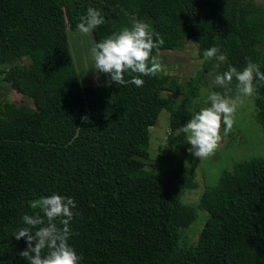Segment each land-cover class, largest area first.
Masks as SVG:
<instances>
[{"label":"trees","instance_id":"16d2710c","mask_svg":"<svg viewBox=\"0 0 264 264\" xmlns=\"http://www.w3.org/2000/svg\"><path fill=\"white\" fill-rule=\"evenodd\" d=\"M89 7L105 20L92 32L95 43L133 17L164 41L152 56L190 38L204 62L186 96L176 102L162 94L163 70L141 76L142 87L109 76L81 87L67 27L76 29ZM211 47L226 57L218 74L230 65L241 71L249 60L264 73V8L256 0H0V75L29 100H0V264H29L19 254L25 239L13 234L26 226L24 214L39 211L33 201L53 193L75 201L68 243L79 264H264V155L234 163L204 187V223L195 244L183 242L197 210L182 197L196 182L189 166L170 160L199 80L218 61L204 57ZM21 58L28 62L6 69ZM254 85L264 132V82ZM162 110L169 111L167 141L146 169L141 158Z\"/></svg>","mask_w":264,"mask_h":264},{"label":"clouds","instance_id":"9594fccd","mask_svg":"<svg viewBox=\"0 0 264 264\" xmlns=\"http://www.w3.org/2000/svg\"><path fill=\"white\" fill-rule=\"evenodd\" d=\"M104 23L101 11L89 7L86 15L80 17L77 29L82 35H91L94 29ZM130 24V27L123 28L119 33H112L102 42L95 43L90 55L95 71L108 74L111 82L121 85L132 83L142 87L144 80L141 76H155L163 70L159 60L151 53L164 41L162 38L154 40L149 25L135 17ZM203 55L206 59H226L216 47L208 48ZM126 73L132 76L130 81L125 80ZM233 79L238 82V92L250 97L256 91L254 81L264 82V73L249 60L241 71L230 65L223 74L216 75L214 82L227 88ZM208 100L210 106L194 112L191 119L180 128L191 145L188 151L198 159L215 154L222 139V124L225 133L232 130L234 114L242 102L239 95L233 99L218 92L211 93ZM31 207L39 211L35 215L24 214L22 221L26 226L13 234L16 240L24 238L27 244V248L19 253L20 256L29 264H79L81 257L68 243L73 235L70 222L74 215H78L74 212L75 201L53 193L33 201Z\"/></svg>","mask_w":264,"mask_h":264},{"label":"rangeland","instance_id":"374dc122","mask_svg":"<svg viewBox=\"0 0 264 264\" xmlns=\"http://www.w3.org/2000/svg\"><path fill=\"white\" fill-rule=\"evenodd\" d=\"M264 8V0H256ZM68 42L72 58L78 73L81 87L93 84H103L109 81L108 74L98 73L94 68V61L90 55V50L95 41L93 35H82L78 29L67 27ZM255 49L261 47V43L254 44ZM153 57H156L164 73L168 76L167 85L162 90L164 96L180 102L187 94L189 85L187 83L198 76L202 70L204 59L198 53L197 45L190 39L185 38L179 46L174 49L157 50ZM26 58H21L6 65V69L15 63H27ZM220 60L214 61L207 72L199 80L197 96L193 99L191 115L202 108L209 107L208 97L213 92L221 93L229 98L241 97L234 114V124L230 132H224V125L221 127L220 147L215 154L206 159H198L188 151L191 145L187 142L185 134L182 132L177 136V148L173 151L170 160L171 165H187L194 171L196 186L184 190L183 203L194 207L197 216L191 225L184 231L183 242L187 245L195 244L198 233L204 223L206 212L200 208L199 198L205 186L213 185L220 175L227 170H231L234 163L252 157L264 155V132L255 116V108L252 96H243L234 88L232 81L227 88L216 85L215 77L217 65ZM0 84L3 86L0 100H9L11 103H25L29 105V100L11 89L3 81V74L0 75ZM234 88V89H233ZM169 111L162 110L156 123L149 129V156L141 158L146 169H151L158 164L155 159L158 148L166 143L169 130Z\"/></svg>","mask_w":264,"mask_h":264},{"label":"water","instance_id":"95a60500","mask_svg":"<svg viewBox=\"0 0 264 264\" xmlns=\"http://www.w3.org/2000/svg\"><path fill=\"white\" fill-rule=\"evenodd\" d=\"M67 24V23H66Z\"/></svg>","mask_w":264,"mask_h":264}]
</instances>
